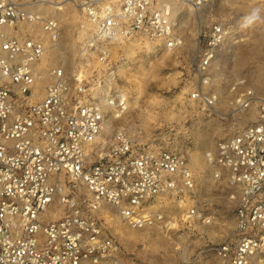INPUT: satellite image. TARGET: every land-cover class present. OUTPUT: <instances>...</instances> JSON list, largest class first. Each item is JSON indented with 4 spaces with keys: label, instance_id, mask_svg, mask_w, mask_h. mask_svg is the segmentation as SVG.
I'll use <instances>...</instances> for the list:
<instances>
[{
    "label": "built area",
    "instance_id": "2783aa9c",
    "mask_svg": "<svg viewBox=\"0 0 264 264\" xmlns=\"http://www.w3.org/2000/svg\"><path fill=\"white\" fill-rule=\"evenodd\" d=\"M63 2L80 15L77 61L42 72L48 49L57 47L58 19L22 0H0V264H121L105 226L110 213L134 229L171 226L174 208H185L184 223L201 217L183 155L136 145L123 129L103 135L110 118L125 111L114 48L176 50L181 5L199 11L210 0ZM226 36L217 21L198 35L199 82L188 99L208 110L217 101L207 86L210 66ZM253 99L244 89L233 104L243 112ZM205 158L233 203L232 233L213 248L220 264H264V99L254 120L219 139Z\"/></svg>",
    "mask_w": 264,
    "mask_h": 264
},
{
    "label": "rangeland",
    "instance_id": "374dc122",
    "mask_svg": "<svg viewBox=\"0 0 264 264\" xmlns=\"http://www.w3.org/2000/svg\"><path fill=\"white\" fill-rule=\"evenodd\" d=\"M22 1L43 15H54L60 25L57 47L48 49L42 72L60 62L67 67L75 64L82 40L78 11L63 0ZM49 1L60 8L54 9ZM181 8L183 46L172 50L175 61H160L163 49L156 47L155 52L146 45L114 48L110 59L117 64L116 86L126 93L125 111L119 118L111 117V128L103 136L107 140L114 130L123 129L136 145L183 155L195 175L193 205L201 217L184 223L185 208H174L171 226L134 229L110 213L105 226L119 243L121 264H220L213 248L232 233L233 203L224 179L211 176L205 154L219 139L253 121L257 99H264V0H210L199 11ZM214 21L224 25L227 36L210 66L207 86L217 101L208 110L188 95L199 82L193 70L198 35ZM34 29L40 32L39 27ZM44 83L38 86L39 93ZM244 89H250L254 99L238 112L233 100Z\"/></svg>",
    "mask_w": 264,
    "mask_h": 264
},
{
    "label": "bare ground",
    "instance_id": "6f19581e",
    "mask_svg": "<svg viewBox=\"0 0 264 264\" xmlns=\"http://www.w3.org/2000/svg\"><path fill=\"white\" fill-rule=\"evenodd\" d=\"M52 5H53V3H52ZM53 6H55V8H57L58 6L57 5H53ZM180 23V21L178 22V24ZM180 26V25H179ZM179 26H178V28H179ZM181 46H183V40H182V45ZM180 46V47H181ZM146 47H147V50L148 51H154L155 52V45H153V44H146ZM159 59H161L160 61H162V62H165V61H175L176 60V57L173 55V53H172V50H169V49H163V52L161 53V55H160V58ZM257 100H259V99H257ZM257 100H255V101H257ZM135 104V103H134ZM128 108V107H127ZM121 116V115H120ZM113 118H116V117H114L113 116ZM119 118V117H118ZM114 119H112V118H110V120H109V122L107 123V125H106V127H105V130H104V132L106 131V132H108L109 130H110V128H111V122L113 121ZM205 222H209V220H205Z\"/></svg>",
    "mask_w": 264,
    "mask_h": 264
}]
</instances>
